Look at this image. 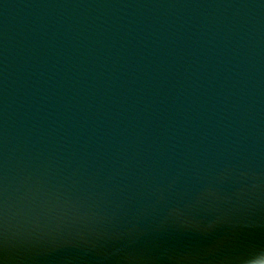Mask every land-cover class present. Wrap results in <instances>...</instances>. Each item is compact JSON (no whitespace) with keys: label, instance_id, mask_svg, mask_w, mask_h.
I'll return each instance as SVG.
<instances>
[{"label":"water","instance_id":"1","mask_svg":"<svg viewBox=\"0 0 264 264\" xmlns=\"http://www.w3.org/2000/svg\"><path fill=\"white\" fill-rule=\"evenodd\" d=\"M0 264H264V0H0Z\"/></svg>","mask_w":264,"mask_h":264}]
</instances>
